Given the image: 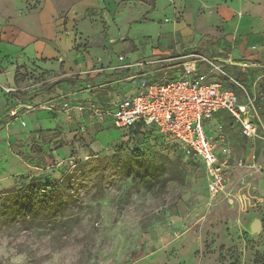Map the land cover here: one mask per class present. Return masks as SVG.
Listing matches in <instances>:
<instances>
[{"label":"rangeland","instance_id":"obj_1","mask_svg":"<svg viewBox=\"0 0 264 264\" xmlns=\"http://www.w3.org/2000/svg\"><path fill=\"white\" fill-rule=\"evenodd\" d=\"M45 14L53 27V37L44 40L50 56L23 59L22 48L4 50L24 33L38 38ZM191 21L182 0H0V74L11 67L16 89L7 94L10 85L0 80V117L16 99L34 106L10 123L0 121V264H264L261 142L243 137L232 118L207 122L209 139L228 166L225 192L212 198L199 159L155 128L132 131L113 121L81 128L67 114L55 123L54 112L61 111L45 109L58 71L42 64L56 62L65 73L66 59H89L87 70L67 76L79 92L84 82L137 88L155 77L135 71L109 77L121 69L112 63L113 48L147 54L165 44L170 49L174 35L202 52L209 41L217 44L216 56L225 61L217 62L224 66L213 78L250 92L251 83L229 73L225 63L234 62L238 36L220 29L210 40L197 38ZM62 36H70L68 48ZM249 68L261 70L252 97L264 122V61ZM36 95L46 99L35 103ZM254 219L261 223L258 232L250 229Z\"/></svg>","mask_w":264,"mask_h":264},{"label":"crops","instance_id":"obj_2","mask_svg":"<svg viewBox=\"0 0 264 264\" xmlns=\"http://www.w3.org/2000/svg\"><path fill=\"white\" fill-rule=\"evenodd\" d=\"M182 2L183 5L186 6L187 10L192 13V29L197 34V38L203 36L205 37V40H210L211 37L216 36L218 30L220 29H222L223 33L225 34H232L238 36L236 48L232 52V59L234 62H231L230 60H228V62H225L227 64V71L229 73L231 72L236 78H239L243 83L247 85L251 83L250 92H248L246 89L245 90L251 96L255 95V84L257 79L261 76V70H257L256 68H249L247 73L244 67L248 63H255V61L258 59L264 61V0H182ZM199 9L205 12L196 15ZM47 12H49V10H47ZM66 27H68V25ZM174 29H177V26ZM164 31H168V28L164 29ZM37 35H39L38 38L36 36H33L31 33H24V35H21V41L17 37L13 45L5 47L4 50L11 54H16L19 53V50H21L22 48L25 54L23 55V59L25 58L24 56H36L44 59L52 54V52H50L49 50V47L44 44V40H50L53 37L52 21L50 22V18L46 14L42 15L39 24V33L37 32ZM36 39L37 41H35ZM22 41H25L26 43L23 45V47H19L20 44H23ZM61 43L63 45L62 47L68 48L70 45V36H62ZM208 44L210 46L205 47L204 52H202L199 50V48H193L197 45L196 42L190 43L184 38H180L179 36L174 35L171 38V44H169L170 49H168L165 44V46L159 49H154L151 52H148L147 54H142L141 52L124 54L123 52L124 49H126V46L121 44L116 45L113 50L117 53L114 55L112 63L116 65V68L121 67V69L117 71L110 70L109 72H107L109 77H112L111 75L113 74H117V77H125L127 74H131V72L133 71L144 75L151 74L155 77H148L146 80H144L143 84L137 88L128 87L122 91H120V89L115 90L112 84H106V86L104 87L97 84L93 85L95 86L93 87L91 84H87L85 82H82L84 86L81 92L78 91V88L73 89V84H70L71 80H69L70 78L67 76L71 74H76L79 71H84L80 69L87 70V66L89 67V65L91 64V61L87 58L83 64H81L80 62L78 64H76L75 62L71 63L66 59L64 63V69L66 71L65 73H63L62 70L59 69V64L56 62L54 64H42L46 68L50 67L53 68L55 71H58L57 73L54 72L55 76H51L50 78V81L53 82V84L50 85V95L52 96L50 99H48V101L52 99L66 97V100H69L72 103L76 104H95L98 107L111 108L112 104L115 101H118L125 96H132L137 94L141 88H143L147 83L151 81H160L163 79L179 77L182 74V63L185 61V59L180 57L188 53H200L213 58L217 62L225 61L223 58L221 59L219 56H216V48L214 47H217V44L212 45L210 41L208 42ZM119 55L124 56L123 61H119ZM71 69L72 72H70ZM253 71H258L256 76H254ZM197 72L208 73V81H216L221 83L217 79L213 78V73L209 71V66H207L203 62H199L197 64ZM101 77L102 76H98L97 79H101ZM0 80L6 82V85H14L11 67L7 69L4 73L0 74ZM231 80L235 81L233 78H231ZM221 85L224 88L235 92L242 101L245 100L243 92L238 91V86L237 88L232 89L231 87L226 86L222 83ZM63 94H66L67 96ZM6 98H8V96ZM9 99L12 103V99ZM45 99V95H36L33 96L32 101L38 103ZM11 105L12 104H10L8 107H10ZM257 111L259 114L258 109ZM54 113L56 116L52 119L53 121H55V123L56 121L64 120V118H66V114L63 112ZM219 115L221 117H224L225 119L226 117H230L226 111L218 110L213 114L212 118H218ZM74 121L76 123H85L83 127L86 128L104 126L105 124L112 123L111 118H105V120L101 123H90L88 120H86L85 114H81ZM208 121L209 120L205 121L204 123V130L209 139V136L207 134ZM261 124L264 128V122L261 121ZM235 126L239 128V131L241 133L240 126L237 122H235ZM242 136L245 137L244 135ZM254 140L261 142L260 153L261 157L264 159L262 153L263 142L259 139ZM214 152L215 154H217L215 151V146ZM217 156L220 157L218 154ZM199 162L201 163L200 160ZM201 166L203 168L202 163Z\"/></svg>","mask_w":264,"mask_h":264},{"label":"built area","instance_id":"obj_3","mask_svg":"<svg viewBox=\"0 0 264 264\" xmlns=\"http://www.w3.org/2000/svg\"><path fill=\"white\" fill-rule=\"evenodd\" d=\"M180 58L185 61L179 77L151 81L137 94L115 101L111 108L76 104L65 98H57L48 101L45 109H58L74 120L85 114L90 123H101L105 118H111L113 124L126 129L136 125L155 128L163 137L175 139L187 154L199 158L207 176L208 194L216 198L225 192L228 166L215 154L214 146L204 130L205 121L210 120L218 110L226 111L239 124L242 135L263 142V157L264 128L254 98L243 86H240L245 98L242 101L235 92L224 88L221 83L208 81V73L197 72L199 62L209 66L210 72L221 71L224 65L209 56L194 52ZM118 59L123 61L124 56L119 55ZM15 91L13 86L5 88V92L10 95ZM20 110L28 112L34 110V106L17 102L16 99L0 117V121L10 123L16 120ZM78 124L82 128L85 123ZM21 125L25 123L21 121Z\"/></svg>","mask_w":264,"mask_h":264},{"label":"water","instance_id":"obj_4","mask_svg":"<svg viewBox=\"0 0 264 264\" xmlns=\"http://www.w3.org/2000/svg\"><path fill=\"white\" fill-rule=\"evenodd\" d=\"M261 223L258 219H254L251 223L250 229L252 232H258L260 230Z\"/></svg>","mask_w":264,"mask_h":264},{"label":"trees","instance_id":"obj_5","mask_svg":"<svg viewBox=\"0 0 264 264\" xmlns=\"http://www.w3.org/2000/svg\"><path fill=\"white\" fill-rule=\"evenodd\" d=\"M141 128H145V127H142V126H140V125H136V126H134V127H132V128H129V129H127V130H140Z\"/></svg>","mask_w":264,"mask_h":264}]
</instances>
